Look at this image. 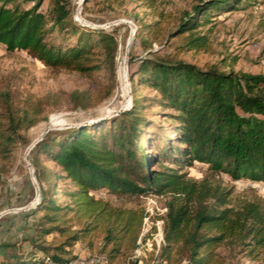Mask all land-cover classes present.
<instances>
[{"label": "trees", "instance_id": "trees-1", "mask_svg": "<svg viewBox=\"0 0 264 264\" xmlns=\"http://www.w3.org/2000/svg\"><path fill=\"white\" fill-rule=\"evenodd\" d=\"M26 1L32 3L23 6ZM42 1L0 0V44L51 66L88 74L103 67L112 71L117 45L112 34L72 20L71 0H48L44 10ZM238 2L199 0L165 35L179 36L181 49L207 50L209 37L197 28L200 18L207 20L211 8L231 9ZM144 25L148 30L160 28L158 20ZM160 39L154 35V40ZM144 45L145 54L128 71L127 108L108 119L44 136L29 149L39 192L29 212L35 219L29 234L0 241V264H34L37 253L65 261L78 241L91 248L95 234H100L108 261L136 246L144 209L113 205L95 196L96 191L166 195L158 264H227L235 253L254 258L264 251V206L258 199L234 207L229 205L231 187L179 171L199 162L231 181L264 182V73L223 69L214 62L199 67ZM140 85L157 94L136 93ZM107 92L109 87L102 94ZM71 97L80 103L82 93ZM147 101L166 108V130L159 126L150 134L145 128L148 119L141 108ZM43 112L39 97H20L0 87V168L23 138L20 129L43 119ZM58 181H68L71 187L59 188Z\"/></svg>", "mask_w": 264, "mask_h": 264}, {"label": "rangeland", "instance_id": "rangeland-1", "mask_svg": "<svg viewBox=\"0 0 264 264\" xmlns=\"http://www.w3.org/2000/svg\"><path fill=\"white\" fill-rule=\"evenodd\" d=\"M197 1L71 0L72 20L91 29H105L116 40L112 71L103 67L88 74L64 66H51L24 50H8L0 44V87H8L20 97L30 93L44 103V118L20 129L23 138L15 145L9 160L0 168V171L3 169L0 173V241L19 239L29 234L35 219V215L29 212L38 202L35 195L37 184L31 181L22 160L26 147L33 140L51 137L68 127L108 119L127 108L131 99L128 71L134 67L137 58L145 54L147 48L144 44H149L158 55L179 58L199 67L214 62L223 65V69L264 73V0H239L231 9L211 8L208 10V19L201 17L197 26L208 35L209 49H181L177 47L180 37L167 38L165 33L178 21L182 12L190 10L191 5ZM47 2L42 1L41 10L46 8ZM31 3L26 1L22 5ZM156 20L159 21V31L152 26L148 30L144 25ZM155 34L161 39L154 40ZM141 39H144L143 43ZM69 41H73V38ZM129 56L131 61H128ZM107 87L109 92L103 95ZM136 91L148 96L157 94L154 89L144 85H140ZM73 92L82 93L80 103L71 97ZM97 98L98 101L91 103ZM165 111L166 108L160 107L155 101H147L141 108L148 119L145 128L150 134L159 126L164 130L168 128L169 117ZM28 157L27 153L25 158L30 163ZM46 163L56 168L52 162ZM179 171L195 179L206 176L218 180L225 187H231L229 205L236 207L243 200L258 199L264 206V182L254 183L246 179L231 181L223 173L213 174L207 165L199 162L181 166ZM57 185L59 188L71 187L68 181H58ZM94 194L109 200L113 205L142 207L146 215L142 220L138 243L136 241L132 249L123 250L115 259L108 261L106 249L101 248L100 234H95V246L92 245L88 252L100 254L105 264H129L132 261L135 264H158V248L162 243L161 216L165 212L166 195L110 194L104 191H96ZM58 199L63 200L61 196ZM220 250L223 254L227 253L225 249ZM227 264H264V251H260L254 258H249L243 251L235 253L228 258Z\"/></svg>", "mask_w": 264, "mask_h": 264}, {"label": "built area", "instance_id": "built-area-1", "mask_svg": "<svg viewBox=\"0 0 264 264\" xmlns=\"http://www.w3.org/2000/svg\"><path fill=\"white\" fill-rule=\"evenodd\" d=\"M28 151L29 149H25L22 160L29 173V171L32 170V167L25 158ZM136 253L138 252L136 251ZM36 258L34 264H105L104 258L100 254L89 253L86 247H81V249L74 253L72 257L61 262L54 261L50 256L42 254L38 255Z\"/></svg>", "mask_w": 264, "mask_h": 264}, {"label": "crops", "instance_id": "crops-1", "mask_svg": "<svg viewBox=\"0 0 264 264\" xmlns=\"http://www.w3.org/2000/svg\"><path fill=\"white\" fill-rule=\"evenodd\" d=\"M92 245L95 246V242H94V244H92ZM81 247H86L87 250H89V249L92 248V246H91V248H89L87 245L85 246V242H83V241H78V242H77V243L71 248V254H74V253L78 252L79 249H81ZM38 255H40V253H37V254H36V257H37Z\"/></svg>", "mask_w": 264, "mask_h": 264}, {"label": "water", "instance_id": "water-1", "mask_svg": "<svg viewBox=\"0 0 264 264\" xmlns=\"http://www.w3.org/2000/svg\"><path fill=\"white\" fill-rule=\"evenodd\" d=\"M82 1V0H80ZM37 141L36 140H33L27 147L26 149H28V147H31L35 142ZM29 176H30V179L31 181L35 182V179H34V175H33V170H30L29 171ZM35 195H36V198H37V201H38V197H39V192H38V187L36 186V189H35ZM37 203V202H36Z\"/></svg>", "mask_w": 264, "mask_h": 264}, {"label": "bare ground", "instance_id": "bare-ground-1", "mask_svg": "<svg viewBox=\"0 0 264 264\" xmlns=\"http://www.w3.org/2000/svg\"><path fill=\"white\" fill-rule=\"evenodd\" d=\"M31 148V147H30Z\"/></svg>", "mask_w": 264, "mask_h": 264}]
</instances>
